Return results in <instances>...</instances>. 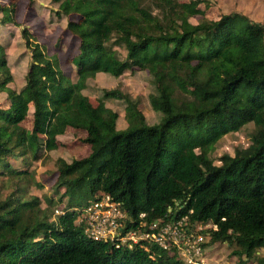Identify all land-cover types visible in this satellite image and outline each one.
<instances>
[{
    "label": "trees",
    "instance_id": "obj_1",
    "mask_svg": "<svg viewBox=\"0 0 264 264\" xmlns=\"http://www.w3.org/2000/svg\"><path fill=\"white\" fill-rule=\"evenodd\" d=\"M52 1L57 15L78 17L67 23L79 40L69 60L76 78L24 28L32 55L26 84L17 91L9 86L14 78L0 46V91L10 99L9 108H0V176L16 187L0 200V264H189L177 248L88 238L78 208L98 194L127 212L129 225L141 213L149 221H210L212 243L227 242L239 259L253 258L264 248V22L232 12L193 23L202 13L200 0ZM12 7L0 4V11ZM3 21L14 20L5 14ZM135 69L152 74L157 94L151 105L162 118L148 124L137 100L105 88L103 97L127 103L128 125L119 129L118 113L103 99L93 105L83 90L98 73L118 77ZM31 106L28 129L21 123ZM250 123V144L216 164V143ZM67 127L87 132L91 153L57 159L70 200L55 217L37 197L26 198L21 183L33 177L29 157L56 149Z\"/></svg>",
    "mask_w": 264,
    "mask_h": 264
},
{
    "label": "rangeland",
    "instance_id": "obj_2",
    "mask_svg": "<svg viewBox=\"0 0 264 264\" xmlns=\"http://www.w3.org/2000/svg\"><path fill=\"white\" fill-rule=\"evenodd\" d=\"M189 2L191 0H178ZM199 8L202 13L190 18L193 23H198L203 18L219 19L225 13L238 12L248 16L251 20L264 22V0H200ZM0 4L10 5L8 12L0 11V46H4L7 54L8 65L13 75V81L9 84L13 89L20 91L26 84L32 50L27 46L22 37V29L28 28L37 39L40 46H44L46 53L52 58L57 57L64 73L71 78H76L75 67L69 60L79 52V40L67 29L69 19H78L77 16H59L56 14L58 4L52 0H0ZM155 12H157L155 10ZM5 14L13 17V22H4ZM153 76L148 70L135 69L127 71L121 76L115 77L110 73L101 72L94 78H90L87 87L83 90L93 105H98L103 99L108 109L118 113L117 128H126L127 103L123 99L103 97V89L118 88L128 93L132 99L137 100L139 108L144 112L148 124L158 123L162 114L154 111L151 105V96L157 94L152 82ZM10 99L7 92L0 91V108L7 109ZM33 107H30L29 116L21 125L32 128ZM254 128L252 123L244 126L240 131L230 132L216 143L211 152V157L216 164H220L223 154H233L238 147H247L250 144V131ZM87 132L82 129L67 127L64 133L58 135V147L50 152H43L37 160L29 157L33 170V177L21 183L22 193L26 198L37 197L42 207L53 211L55 217L63 213L70 195L62 185V178L58 174L57 159L62 157L68 161L80 159L91 153V146L85 141ZM14 166H24L22 159H12ZM16 187L14 183L4 176H0V200L9 195ZM52 198L53 205L48 203ZM54 217V215H53ZM80 222V219H77ZM208 237V236H207ZM192 241V240H191ZM204 251L200 264H264V248H261L253 256H244L239 259L232 253L233 246L227 242L212 243L210 238L202 244Z\"/></svg>",
    "mask_w": 264,
    "mask_h": 264
},
{
    "label": "built area",
    "instance_id": "obj_3",
    "mask_svg": "<svg viewBox=\"0 0 264 264\" xmlns=\"http://www.w3.org/2000/svg\"><path fill=\"white\" fill-rule=\"evenodd\" d=\"M78 209L81 212L80 222H85V233L91 240H119L128 248L141 243L146 250L150 244H157L170 252L177 248L186 263L203 262L202 244L208 238V228L212 226L210 221L189 225L187 216H181L176 221H149L145 218L146 214L141 213L138 223L129 225L128 221L132 222L133 218L106 194H98L86 206Z\"/></svg>",
    "mask_w": 264,
    "mask_h": 264
},
{
    "label": "crops",
    "instance_id": "obj_4",
    "mask_svg": "<svg viewBox=\"0 0 264 264\" xmlns=\"http://www.w3.org/2000/svg\"><path fill=\"white\" fill-rule=\"evenodd\" d=\"M122 129H124V128H122Z\"/></svg>",
    "mask_w": 264,
    "mask_h": 264
}]
</instances>
